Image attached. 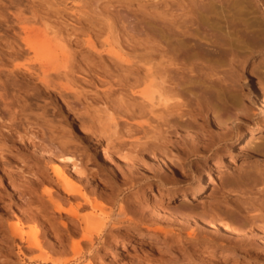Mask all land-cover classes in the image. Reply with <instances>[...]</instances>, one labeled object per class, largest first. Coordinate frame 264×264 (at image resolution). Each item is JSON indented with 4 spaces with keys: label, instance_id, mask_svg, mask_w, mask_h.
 <instances>
[{
    "label": "rangeland",
    "instance_id": "374dc122",
    "mask_svg": "<svg viewBox=\"0 0 264 264\" xmlns=\"http://www.w3.org/2000/svg\"><path fill=\"white\" fill-rule=\"evenodd\" d=\"M262 98L264 0H0V264H264Z\"/></svg>",
    "mask_w": 264,
    "mask_h": 264
},
{
    "label": "bare ground",
    "instance_id": "6f19581e",
    "mask_svg": "<svg viewBox=\"0 0 264 264\" xmlns=\"http://www.w3.org/2000/svg\"><path fill=\"white\" fill-rule=\"evenodd\" d=\"M247 78V77H246ZM154 93H155V91H153L152 93H151V96L152 97H154ZM260 109H262V111H264V98H262L260 101ZM259 132H264V125H261V124H259V123H257L256 125H254V126H252L251 128H250V130L246 133V134H243V136H241V138H240V140H239V147L241 148V149H243V150H245L246 151V149H247V146L251 143H253V142H255V141H257V139H258V137H259V135H258V133ZM259 145V144H258ZM255 148V147H254ZM257 148V147H256ZM242 150V151H243ZM63 157V156H62ZM63 160V162H64V160H71L72 158L71 157H63L62 158ZM124 159V158H123ZM124 160H126V159H124ZM127 163V162H126ZM129 164H131V163H129ZM128 164V165H129ZM133 164V163H132ZM230 164V163H229ZM135 165V164H134ZM55 173H56V175H57V177H58V180H60L61 182H64L65 180H68L69 179V174H67V172L65 171V168L62 166V165H59V164H57L56 166H55ZM75 171H76V169H75ZM212 175V174H211ZM214 178H210V180H208V182L206 183V184H210L212 181L213 182H215L214 180H213ZM206 184L204 183V182H200V184L198 185V188H196V189H193V190H185V191H183L182 193H181V196H183V199H185L186 201H187V199L189 200L190 198H195V197H198V196H200L201 194H203L204 192H205V189H206ZM62 186V185H61ZM161 187H163V188H166V186L164 185V184H161ZM64 189V188H63ZM65 191V193H66V195H68V196H72L73 194H75V193H77L78 192V190H76V189H70V188H68V187H66L65 186V189H64ZM49 192V191H48ZM48 194V193H47ZM65 195V194H64ZM65 195V196H66ZM182 198V197H181ZM49 199H50V201L52 202V204H54L55 205V207L57 208V211H60V212H63L64 211V205L62 204V206H60L59 204H57V202L55 201V198H54V196H53V194H51V193H49ZM71 208V207H70ZM76 209V208H75ZM74 209V210H75ZM71 210V209H70ZM68 212V211H67ZM76 213V212H75ZM74 213V214H75ZM87 223V222H86ZM85 223V224H86ZM209 223V225H211V226H216V224L214 223V222H208ZM221 224L222 225H220V226H223L226 230L228 229H230V230H235V231H240V230H238L237 228H235V227H233V226H230V225H228V224H223L222 222H221ZM85 228V227H84ZM88 228V227H87ZM100 228H101V226H100ZM89 229V228H88ZM225 230V231H226ZM91 231V230H90ZM88 232V231H87ZM94 232V231H93ZM88 234V233H87ZM94 234V233H93ZM90 235V234H89ZM193 236V235H192ZM195 236V235H194ZM88 237V236H87ZM93 237V236H92ZM197 237V236H196ZM89 238H91V237H89ZM156 238V237H155ZM146 239V238H145ZM145 239H144V241H145ZM89 240H91V239H89ZM146 241H148V240H146ZM121 245V244H120ZM122 246H125L124 245V242H123V244H122ZM177 249V248H176ZM123 250V248H120V246H118V250L117 251H122ZM176 253V252H175ZM177 254V253H176ZM179 256V255H178ZM188 257V256H187ZM186 257V258H187ZM184 264V263H183ZM186 264H189V263H186Z\"/></svg>",
    "mask_w": 264,
    "mask_h": 264
}]
</instances>
